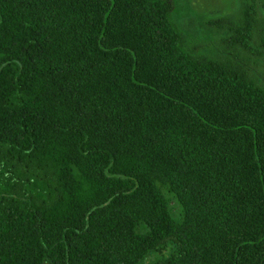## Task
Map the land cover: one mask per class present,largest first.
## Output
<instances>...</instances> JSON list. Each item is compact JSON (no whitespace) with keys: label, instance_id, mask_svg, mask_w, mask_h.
<instances>
[{"label":"trees","instance_id":"1","mask_svg":"<svg viewBox=\"0 0 264 264\" xmlns=\"http://www.w3.org/2000/svg\"><path fill=\"white\" fill-rule=\"evenodd\" d=\"M258 5L220 55L174 0H0V264H264Z\"/></svg>","mask_w":264,"mask_h":264},{"label":"rangeland","instance_id":"2","mask_svg":"<svg viewBox=\"0 0 264 264\" xmlns=\"http://www.w3.org/2000/svg\"><path fill=\"white\" fill-rule=\"evenodd\" d=\"M260 1V0H257ZM240 0H174L172 16L179 30L184 33L187 41L200 45V50L209 54L229 55L230 49H223L226 43L222 42L223 36L230 31L227 26L220 29L209 22L215 17H232L234 20L239 16ZM258 22L255 33L251 39V49L247 52V65L250 73L257 81L264 85V57L256 52L260 44L258 36V27H264V11L258 5ZM240 57H243V51L237 49ZM235 53V52H234ZM233 53V54H234ZM172 216L177 217L178 205L175 200L170 201Z\"/></svg>","mask_w":264,"mask_h":264}]
</instances>
